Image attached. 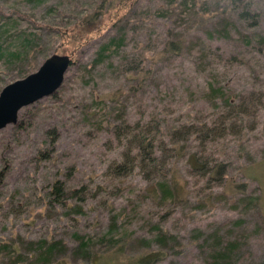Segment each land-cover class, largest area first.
Wrapping results in <instances>:
<instances>
[{
  "label": "rangeland",
  "instance_id": "374dc122",
  "mask_svg": "<svg viewBox=\"0 0 264 264\" xmlns=\"http://www.w3.org/2000/svg\"><path fill=\"white\" fill-rule=\"evenodd\" d=\"M122 7L0 0V53L35 35L23 61L1 57L0 89L66 55L62 29L99 22L60 86L0 129V264H209L229 242L230 264H264V0ZM167 32L178 53L160 52ZM151 133L157 167L138 151Z\"/></svg>",
  "mask_w": 264,
  "mask_h": 264
},
{
  "label": "trees",
  "instance_id": "16d2710c",
  "mask_svg": "<svg viewBox=\"0 0 264 264\" xmlns=\"http://www.w3.org/2000/svg\"><path fill=\"white\" fill-rule=\"evenodd\" d=\"M134 1L136 0H119L121 7L124 8H128ZM184 2H186V0H184ZM101 8V7H100ZM99 26V22L97 21V19L93 20V17L91 15H85L84 17L80 18L77 22L73 23L71 26H69L68 28L62 29L60 31V35H61V39L62 41L66 40V44L61 45L60 51L61 53H66V55H71V53L74 51V49H76L78 46H80L86 39H90L93 35V29L97 28ZM169 36V32H167V38L165 40V42H163V45L161 47L160 52H169V53H178L180 51V46L171 38L168 37ZM35 38L34 34H30V38H23L18 42V48L13 50V51H7L4 54L0 53V59L1 57H5V61L7 62H14V61H18V60H24L28 53L29 50L31 48V42H33ZM122 43V38L121 36L118 37L117 39H110L108 41V43H106L105 45H102L99 47L98 49V54L99 56L102 55V53L104 52V50H113L114 49H110L111 47L113 48H118L119 46H121ZM64 46V47H63ZM110 46V48H108ZM1 52V51H0ZM71 64V63H70ZM142 78V77H141ZM154 137L155 135H153V133H151L150 135H142L139 143H138V151L141 154V156L145 159L146 156H148V158H146L147 160L149 159L154 166L157 167V164L154 162V157L152 156V141H154ZM178 145V144H176ZM180 146V145H178ZM178 146H176L175 150L177 151ZM181 147V146H180ZM196 160V159H195ZM130 163V160L126 159L124 167L127 166V164ZM213 167L210 168L209 170V175L212 179L214 180H219L222 178L223 174H224V170H225V165L222 163H213L212 165ZM3 175V172H0V179ZM165 185V183H164ZM163 185V186H164ZM55 190V189H54ZM163 190V191H162ZM56 192L59 191L58 189L55 190ZM54 193L56 199H59L60 193ZM165 192V195H171L168 189V185H165L164 188L161 189V193ZM162 240V237L160 238L159 241ZM88 241H82L80 243V245L82 246V248H86V246H88ZM57 242L54 243L53 245L48 244L45 247V253L46 256H49V252L55 248ZM236 248L235 246V242H229L227 243L225 246H223V248L221 249V251H217L215 252L212 256L214 257L212 259V261L209 264H230L228 261V256L230 255V253ZM147 250H144L145 253H143L142 255H140L137 258V261L135 264H151L155 259H156V255H154L153 253H147ZM97 255V254H96ZM89 261L93 260V252L89 253V255L86 256Z\"/></svg>",
  "mask_w": 264,
  "mask_h": 264
},
{
  "label": "water",
  "instance_id": "95a60500",
  "mask_svg": "<svg viewBox=\"0 0 264 264\" xmlns=\"http://www.w3.org/2000/svg\"><path fill=\"white\" fill-rule=\"evenodd\" d=\"M67 55L52 54L22 78L8 82L0 89V129L14 123L19 109L52 94L61 84L70 65Z\"/></svg>",
  "mask_w": 264,
  "mask_h": 264
}]
</instances>
